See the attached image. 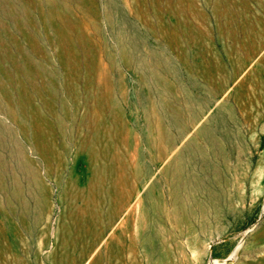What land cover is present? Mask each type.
<instances>
[{
	"label": "rangeland",
	"instance_id": "374dc122",
	"mask_svg": "<svg viewBox=\"0 0 264 264\" xmlns=\"http://www.w3.org/2000/svg\"><path fill=\"white\" fill-rule=\"evenodd\" d=\"M0 264H264V0H0Z\"/></svg>",
	"mask_w": 264,
	"mask_h": 264
},
{
	"label": "bare ground",
	"instance_id": "6f19581e",
	"mask_svg": "<svg viewBox=\"0 0 264 264\" xmlns=\"http://www.w3.org/2000/svg\"><path fill=\"white\" fill-rule=\"evenodd\" d=\"M203 131H204V127L200 128L199 132H203ZM195 153L200 156L202 155V152L198 148L195 151ZM164 172L171 173L170 198H171V203L173 204V212L176 217L190 218V216H198L199 226L202 232L204 233L215 222H218L219 215L216 213L215 215H213L214 218H212V216L209 218L207 207L205 204H201V199H200L201 192L208 191L206 194L213 199L212 203L214 205H217V198H216L217 193L214 192L213 189L210 187L207 186L205 188L203 187L202 184L203 180L200 173H198L195 170V168L190 167V165L186 163L182 152H179L175 157L171 159V161L165 167ZM34 180L36 182V185H38L40 188L41 184L39 182V179L35 178ZM151 187L148 188L146 192V196L148 198L150 197L149 202L151 203V210L154 213V217L151 219L149 225L147 226V229L151 239L153 238L155 239L159 233V230L161 229V224L158 219V214L162 208V199L159 196L156 197L151 196V191H152ZM188 201H191V204H188ZM120 211L122 212V210ZM130 216L131 215H129L128 218ZM114 223L116 222H111L110 228L113 226ZM133 231H134L133 236H135V240H137L136 234L138 232V228L134 226Z\"/></svg>",
	"mask_w": 264,
	"mask_h": 264
}]
</instances>
